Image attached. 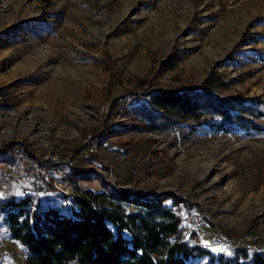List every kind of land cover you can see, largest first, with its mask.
Returning a JSON list of instances; mask_svg holds the SVG:
<instances>
[{
	"label": "rangeland",
	"instance_id": "1",
	"mask_svg": "<svg viewBox=\"0 0 264 264\" xmlns=\"http://www.w3.org/2000/svg\"><path fill=\"white\" fill-rule=\"evenodd\" d=\"M26 22L37 35L23 33ZM208 77L220 99L264 104V0H0V147L21 141L39 161L88 177L36 193L0 164V264L27 258L3 202L29 195L45 208L63 203L59 193L112 189L193 205L165 203L183 240L209 253L187 264H250L238 248L264 253V132L185 123L155 132L129 111L143 92L200 91Z\"/></svg>",
	"mask_w": 264,
	"mask_h": 264
},
{
	"label": "trees",
	"instance_id": "2",
	"mask_svg": "<svg viewBox=\"0 0 264 264\" xmlns=\"http://www.w3.org/2000/svg\"><path fill=\"white\" fill-rule=\"evenodd\" d=\"M21 27L29 36L37 35L39 26L26 22ZM213 84L208 77L200 91L174 93L154 88L136 96L139 103L131 105L129 111L146 125L145 129L155 132L172 133L181 123L191 125V132L201 126L223 134L238 129L247 134L264 132L259 123L264 118L260 100L220 99L209 92ZM0 107L7 105L2 103ZM227 108L237 110L239 116ZM0 164L17 165L14 178L22 183L26 179L36 193L56 191L55 181L76 187L78 180H88L87 173L66 162L39 161L21 141H9L0 147ZM38 167L44 169L46 177L40 173L28 175ZM59 194L63 203L45 208H35L29 195L2 203L4 223L11 239L25 249L26 264H187L209 255L183 240L180 220L165 203H183L188 210L193 205L171 193L112 189L98 194L85 191L84 196ZM237 253L250 264H264V253L250 254L246 248H238ZM212 263L210 257L208 264Z\"/></svg>",
	"mask_w": 264,
	"mask_h": 264
},
{
	"label": "built area",
	"instance_id": "3",
	"mask_svg": "<svg viewBox=\"0 0 264 264\" xmlns=\"http://www.w3.org/2000/svg\"><path fill=\"white\" fill-rule=\"evenodd\" d=\"M18 158H20L21 161H24L23 156L21 154H18ZM13 166H14V168H16L15 173H17L18 172L17 165H13ZM34 173H40V174H42L45 177L47 176V174L45 173L44 169L41 168V167L34 168V169H31V170L28 171V175L29 176L33 175ZM59 186H61V184H59Z\"/></svg>",
	"mask_w": 264,
	"mask_h": 264
},
{
	"label": "snow or ice",
	"instance_id": "4",
	"mask_svg": "<svg viewBox=\"0 0 264 264\" xmlns=\"http://www.w3.org/2000/svg\"><path fill=\"white\" fill-rule=\"evenodd\" d=\"M216 251H221V249H216Z\"/></svg>",
	"mask_w": 264,
	"mask_h": 264
}]
</instances>
